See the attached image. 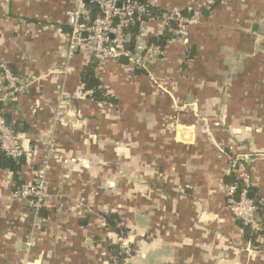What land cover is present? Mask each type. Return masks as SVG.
Returning a JSON list of instances; mask_svg holds the SVG:
<instances>
[{"label": "crops", "instance_id": "0c3cea01", "mask_svg": "<svg viewBox=\"0 0 264 264\" xmlns=\"http://www.w3.org/2000/svg\"><path fill=\"white\" fill-rule=\"evenodd\" d=\"M76 6L0 0V108L24 153L19 180L37 185L44 158L48 166L37 213L12 198L16 184L0 168V264H109L111 214L127 230L129 264H264V0H221L140 74L98 64L115 105L82 91L87 52L67 58L62 28ZM158 32L148 23L134 53ZM2 66L17 79L14 98ZM234 167L263 228L252 242L225 197Z\"/></svg>", "mask_w": 264, "mask_h": 264}, {"label": "built area", "instance_id": "2783aa9c", "mask_svg": "<svg viewBox=\"0 0 264 264\" xmlns=\"http://www.w3.org/2000/svg\"><path fill=\"white\" fill-rule=\"evenodd\" d=\"M88 2L97 10L94 17H90L85 0H77V6L66 13V23L70 30L67 58H70L75 50H84L89 54V60L97 64L118 62L123 57L132 68L143 70L146 64L162 58L164 48L149 42L140 54L131 52L127 48L129 28L137 25L139 33L148 23H155L159 27L160 36L167 28H170L174 35L173 39H184L189 27L200 21L203 15L202 11L212 8L217 0H191V5L194 7L191 12H187L188 15L168 10L154 13L152 8L155 7L151 4L148 2L147 4L139 3L136 0H88ZM83 34H86L85 38ZM1 69L6 83L5 94L14 98L20 92L17 79L5 66H2ZM0 150L5 156L14 160L24 154L1 109ZM47 168V161L44 158L42 167L37 172L39 183L37 185H22L12 192V198L24 201L35 213L39 212L47 203L48 196L44 190ZM236 170L237 168L234 167L231 171L236 173ZM247 194L248 192L244 189L237 192L234 184L226 185L225 197L230 202L229 210L234 220L255 236L260 235L263 228L257 217V208L253 200L247 197ZM108 240L115 246L113 251L107 254L109 264H129L132 249L128 237L113 234L108 237Z\"/></svg>", "mask_w": 264, "mask_h": 264}, {"label": "trees", "instance_id": "16d2710c", "mask_svg": "<svg viewBox=\"0 0 264 264\" xmlns=\"http://www.w3.org/2000/svg\"><path fill=\"white\" fill-rule=\"evenodd\" d=\"M136 1L139 3L147 4V2L145 0H136ZM219 2H221V0H217L216 4L212 8H210L208 10H203L202 14L204 16L208 15L209 12ZM85 6H86V9L90 13V17L91 18L94 17V15L97 12L96 8L88 1H85ZM152 10L154 11V13H158L161 11L157 8H152ZM182 14L188 15L187 12L182 13ZM62 29L65 33H67V36H68L69 31H70L69 28L63 27ZM137 34H138V26L137 25L129 28L127 31V35H128L127 48L131 52H135L134 42H135V37L137 36ZM173 37H174V35H173L172 31H170V28H167L161 36H159L156 39H151L150 42L159 45L161 48H164L166 43L169 40L173 39ZM97 65L98 64L95 62L89 61V64L87 66H85V68H83V70L81 72V76H80L81 84H82V91L84 93L89 94L90 97L97 103H106V104L108 103L111 105H115L116 100L111 95L107 94V92L105 90L101 89L100 82L95 76V67ZM7 68L10 70V72L12 71V69L10 67L7 66ZM138 71H137V69H135L136 74H140V72H138ZM2 74H3V72H2ZM13 131H14V133H16L14 129H13ZM24 165H25V160H24L23 156L14 160V159H11V158H8L7 156H5V154L0 150V168L8 170L12 174L13 181L16 184L15 189L22 186V182L19 180V172ZM224 183L226 185L234 184L236 186L237 192H240L242 189H244L248 192V188L244 186L243 182L239 179L238 175L236 173H234L233 171H231L224 178ZM253 202H254L255 206L257 207L256 202L254 200H253ZM104 220H105V225L107 227H109V229L113 232V234L126 236L127 230L120 224L116 215L111 214L109 216H106ZM243 229L245 231V238L251 242L254 241L255 235L252 234L247 228H243ZM112 248H115V246L113 245Z\"/></svg>", "mask_w": 264, "mask_h": 264}, {"label": "water", "instance_id": "95a60500", "mask_svg": "<svg viewBox=\"0 0 264 264\" xmlns=\"http://www.w3.org/2000/svg\"><path fill=\"white\" fill-rule=\"evenodd\" d=\"M85 1H88V0H85ZM83 37L85 38V37H86V34H83ZM119 61H120L121 63H125V62H126L125 58H123V57L120 58ZM247 197H248L249 199H252V194H251V193H248V194H247Z\"/></svg>", "mask_w": 264, "mask_h": 264}]
</instances>
